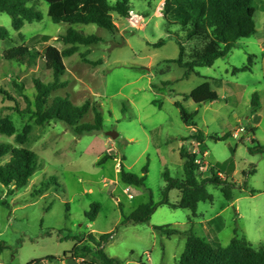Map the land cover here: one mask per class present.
Wrapping results in <instances>:
<instances>
[{"label": "rangeland", "instance_id": "1", "mask_svg": "<svg viewBox=\"0 0 264 264\" xmlns=\"http://www.w3.org/2000/svg\"><path fill=\"white\" fill-rule=\"evenodd\" d=\"M164 1L134 0L130 18L114 15L113 33L94 24H55L46 3L40 7L43 20L27 23L19 32L11 17L0 13V26L10 32L8 39H0V121L9 119L16 129L13 136L0 134V144L32 151L38 164L29 184L14 195L0 185V264H80L69 254L79 241L88 249L87 261L101 264L92 241L99 242L104 234L111 237L102 249L123 264H180L189 231L216 246L227 247L239 238L256 251L264 249V154L251 151L264 147V0H257L256 33L188 78L183 68L168 62L179 57V47L167 32L170 27L161 13ZM69 28L102 39L64 58L62 80L69 85L49 99L51 103L57 96H68L75 105L89 101L99 109L102 128L82 136L57 120L36 123L34 79L53 80L43 59L27 68L4 58L6 50L19 45L42 54L48 46L63 51L67 46L59 36ZM161 39L165 45L154 47ZM194 46L185 43L187 54ZM86 52L89 61L102 64L83 62L81 54ZM205 82L219 100L201 106L185 100L183 95ZM254 94L261 105L252 114ZM177 104L196 113L194 125L184 123ZM94 119L92 109L78 125ZM196 131L203 135L205 147L189 139ZM109 132L119 136L111 139ZM226 133L232 137L214 140ZM18 135L26 137L24 144L18 143ZM182 147L189 153H207L206 160L198 157V177L210 178V167L218 166L236 184L233 200L208 184L213 201L201 202L196 218L188 209L160 206L148 222L125 223V216L148 203L151 194L155 203L162 200L166 170L176 179L184 178ZM120 164L140 177L146 175L145 186L124 184ZM180 196L174 190L170 201L177 203ZM95 204L100 211L91 221L87 214ZM157 226L179 233L167 236L156 231Z\"/></svg>", "mask_w": 264, "mask_h": 264}, {"label": "trees", "instance_id": "2", "mask_svg": "<svg viewBox=\"0 0 264 264\" xmlns=\"http://www.w3.org/2000/svg\"><path fill=\"white\" fill-rule=\"evenodd\" d=\"M133 1L0 0V13L9 15L14 30L19 32L25 24L43 20L40 7L42 3H46L48 16L55 24H94L113 33L117 29L114 15L123 19L130 18ZM256 12L257 0H165L161 13L167 26L170 28L179 26L178 31L172 32L170 28L167 31L169 35L173 36L179 47V57L168 62L176 63L180 68H183L185 70L184 78H188L196 68L213 66L218 59L228 56L240 39L250 38L256 33ZM9 37L8 29L0 26V39ZM59 40L67 46L63 51H59L54 46H48L42 54L26 45H19L6 50L4 58L6 61L16 62L27 68L38 65L39 59L42 58L45 70L51 72L53 80L50 82L34 79L36 110L33 116L38 125L57 120L73 128L78 136L97 132L102 128L104 118L99 109H94L89 101L82 105H75L68 96H57L51 103L49 99L52 93L65 89L69 85L68 81L62 80L66 74L64 58L75 55L80 46L90 48L102 42V39L96 35H86L74 28H69L66 33L59 36ZM165 43L166 41L161 39L153 46L159 48ZM185 43H193L196 46L187 54ZM81 56L85 63L93 66L102 64L100 60L89 61L86 58L87 52ZM236 71L237 73L244 72L247 69H236ZM15 86L20 92L23 91L21 85L15 83ZM183 96L185 100L191 99L199 106L220 99L218 93L212 90L209 82L203 83ZM260 105L259 95L254 94L251 104L252 114L258 111ZM177 106L181 109L184 123L190 126L194 125L193 120L196 113H188L181 104H177ZM92 109L95 113L94 122L78 125V122ZM0 134L7 136L16 134V129L9 119L0 121ZM230 137L232 134L226 133L221 138L214 140L226 141ZM189 139L196 140L198 147H205L201 132L196 131ZM17 140L18 143L24 144L26 137L18 135ZM251 151L264 154V147L259 146ZM180 153L184 161V178L176 179L166 170L163 173L165 187L162 190V200L155 203L151 194V200L148 203L140 205L134 212L125 216V223L148 222L160 206L188 209L191 211L192 217L196 218L198 205L201 202L213 201V196L207 190L208 184L220 187L225 198L228 201L233 200V189L236 184L227 180V175L218 166L210 167V178L200 179L198 177L197 171L200 165L197 160L199 156L201 159H205V152L189 153L185 147H182ZM7 157L9 159L3 162ZM37 168V155L32 151L22 147L14 148L11 144H0V185L9 189L8 195H14L15 191L25 188ZM119 169L121 181L124 184L136 187L145 186L146 175L140 177L131 173L123 164H120ZM174 190L181 194L177 203L170 201V193ZM91 209V214H87V216L91 221H94L99 214L100 206L95 204ZM155 230L167 236L179 233L175 229L161 226L155 227ZM110 237L111 235L104 234L99 242L92 241L96 247L94 255L101 264H123L120 259L110 257L102 249V244L106 243ZM78 243L69 254L73 259L80 260V264H93L87 261L88 249L86 246H80L82 241ZM37 262L41 261L28 264ZM180 264H264V249L256 251L245 239L239 238H234L227 247L216 246L189 231Z\"/></svg>", "mask_w": 264, "mask_h": 264}, {"label": "water", "instance_id": "3", "mask_svg": "<svg viewBox=\"0 0 264 264\" xmlns=\"http://www.w3.org/2000/svg\"><path fill=\"white\" fill-rule=\"evenodd\" d=\"M107 135H108L111 139H116V138L119 136V134L116 133V132H109Z\"/></svg>", "mask_w": 264, "mask_h": 264}, {"label": "crops", "instance_id": "4", "mask_svg": "<svg viewBox=\"0 0 264 264\" xmlns=\"http://www.w3.org/2000/svg\"><path fill=\"white\" fill-rule=\"evenodd\" d=\"M206 155H207V153H205V160H206ZM205 163H206V161H205ZM207 164V163H206Z\"/></svg>", "mask_w": 264, "mask_h": 264}, {"label": "built area", "instance_id": "5", "mask_svg": "<svg viewBox=\"0 0 264 264\" xmlns=\"http://www.w3.org/2000/svg\"><path fill=\"white\" fill-rule=\"evenodd\" d=\"M241 131H243V129H241ZM197 163H200V161L197 160Z\"/></svg>", "mask_w": 264, "mask_h": 264}]
</instances>
